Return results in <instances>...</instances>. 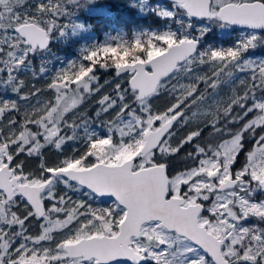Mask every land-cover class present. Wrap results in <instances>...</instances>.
<instances>
[{
    "label": "snow or ice",
    "instance_id": "obj_1",
    "mask_svg": "<svg viewBox=\"0 0 264 264\" xmlns=\"http://www.w3.org/2000/svg\"><path fill=\"white\" fill-rule=\"evenodd\" d=\"M146 3L130 0L177 28L91 43L45 89L25 92L19 69L53 33L84 31L74 17L95 0H0V85L37 98L19 120L20 103L0 98V264H264V198H256L264 192V60L245 56L264 45V0ZM197 21L250 31L231 47L205 49L209 28ZM205 65L210 74L196 75ZM101 69L116 79L101 83ZM237 73L238 87L205 106L208 89ZM105 86L112 91L95 114L102 134L89 131L79 108ZM44 90L53 98L39 99ZM164 93L173 102L157 108ZM178 122L196 127L177 140ZM201 124L220 136L200 143ZM74 141L80 147L65 151ZM186 145L190 164L176 169L172 158Z\"/></svg>",
    "mask_w": 264,
    "mask_h": 264
},
{
    "label": "trees",
    "instance_id": "obj_2",
    "mask_svg": "<svg viewBox=\"0 0 264 264\" xmlns=\"http://www.w3.org/2000/svg\"><path fill=\"white\" fill-rule=\"evenodd\" d=\"M155 1V0H152ZM163 2V1H162ZM165 3V2H163ZM167 5H170V3H165ZM93 8L103 10L102 14H95L93 12L91 13H83L82 19L83 22L89 26L90 31L92 33H95L97 37H101L104 32H114V33H120L125 32L126 34L131 37V32L141 30L143 32L144 29L148 28H156L157 30H164L165 27L171 26L174 30L177 28V25L175 23H171L169 25V22L166 20L161 19L158 15L151 11L142 12L138 8L131 7L130 6V0H95V4L93 5ZM207 26L209 28V32L207 33L206 37L201 40V47L202 48H208L209 46L213 48H227L231 47L237 39H239L241 31L239 29L233 28L231 26L222 27L219 24L216 23H210L207 21H197V26ZM249 29H244V32H249ZM264 33V32H261ZM131 39V38H130ZM89 44H85V42H82V40L71 38L69 44L67 43H59L55 41H51L49 44V48L52 51L51 53H56L59 55H64L66 58L70 57L73 59H76L77 57H80V53L82 48L85 46H88ZM61 46V47H60ZM257 56V57H264V45H260L257 48L251 49L248 52L245 53V56ZM33 69L37 70V67L34 66ZM201 71L199 75H203L205 73L211 72L209 67L207 65L198 67L196 71ZM99 77L100 82L103 83L105 80H115V73L112 70L103 71L99 70ZM18 75L22 78H24L27 81L28 87L24 89L25 92H28L31 90V86L35 85L36 88L45 89L46 84L48 83V78L52 77L50 74L47 75H35L32 73L29 69H24L18 71ZM33 75H35V79H33ZM185 83L188 81L185 80ZM114 86V85H113ZM126 86V85H125ZM231 85L227 86L225 83H221L218 87L219 89V98H225L227 95H229L231 90ZM200 91L203 88V84L200 86ZM233 88V87H232ZM4 89V90H2ZM210 89V88H209ZM208 89V90H209ZM2 92V97L0 98L4 100H15L20 103L21 112L20 113H12L13 116H15L16 119H21L23 116V110L30 105H33L36 103L37 98H33L29 101H24L20 99V97L16 94H14L10 89L8 91V87L2 86L0 89ZM112 86H105L100 93H98L95 96L90 97L88 100L83 103L79 111L80 112H87L88 116L91 117V120L89 124L86 125V127L89 128V131L95 130L99 133H104V129L100 127V122L96 118V110L99 107L97 104V100L100 98L101 95L104 93H111ZM3 92H6L7 96L4 98ZM41 100L44 99H52L53 93L50 91H42L38 97ZM173 102L172 98L168 96L167 93L161 94L157 99L154 100V104L157 108H164L169 103ZM190 111V110H189ZM111 113L105 115L102 117V119L107 120L110 118ZM69 118H71V114H69ZM221 124H223V121H221ZM196 127V124L189 123L188 125H185L181 127L179 122L176 125V139L178 140L180 137L184 136L188 131L192 130ZM201 127L203 128L200 137L198 138L200 143L210 142L213 139V137H216L215 132H213V129L210 125L204 126L201 124ZM78 132H83V128L78 129ZM220 136V134H219ZM217 139V138H216ZM252 142V139H248L246 141V146L250 147ZM72 147H80L79 141L70 142L68 145L65 146V151H70ZM191 150L190 145H186L185 149H183L180 153L177 154L176 157L172 158L173 166L176 169H183L186 166L190 164V161L184 159L185 153L187 151ZM45 157L49 163H54L58 159V153L54 149H49L45 153ZM243 155L240 157V162H243ZM239 164V163H238ZM38 166L37 162L35 160H32L29 162V167H35ZM75 198V197H74ZM95 204V202H93ZM37 230V226H34L31 228L32 232H35Z\"/></svg>",
    "mask_w": 264,
    "mask_h": 264
},
{
    "label": "rangeland",
    "instance_id": "obj_3",
    "mask_svg": "<svg viewBox=\"0 0 264 264\" xmlns=\"http://www.w3.org/2000/svg\"><path fill=\"white\" fill-rule=\"evenodd\" d=\"M28 3L29 4H33V0H28ZM155 6L169 7L170 5H167V4L163 3L161 0H155V1L147 0V3L145 5V7L149 8V9H151L152 7H155ZM26 7H27V5H26ZM93 9H95V8H93V5H92L89 8H84L83 10H79L77 12L76 16L74 17V19H78L81 23L85 24L83 22V19H82V14L83 13H91V12L95 13L93 11ZM61 22L65 23L67 21L62 20ZM166 28L167 27H165V29ZM143 31H160V30H157L156 28H148V29H144ZM140 32H141V30L133 31V32H131V37H129V35L126 34L125 32L114 33V32L110 31V32H104V34H102V36L98 38L95 33H92V31H90L89 26H87L84 31L79 32L76 35L60 36L58 33H53L51 41L59 42L60 44L61 43L69 44L71 38H73V40L80 38L82 40V42H85V44H89L90 45L91 43H94V42H103L106 39H108L110 36H122V37L130 39V38H133L134 34H137V33H140ZM246 33L247 32H244V30H242L240 36H243ZM51 52L52 51L48 47L46 50H43V51L33 55L32 58H31V63L25 65L24 67L19 69V71L20 70H24V69H29L35 75H43L44 76V75L50 74L51 76H54L58 71L66 68L69 65L70 62L79 61L80 60V57H77L76 59H73V58H70V57L66 58L64 55H59V54H56V53L52 54ZM246 58H250V59H253V60H256V61L264 60L263 56L257 57V56L248 55V56H246ZM34 66L37 67V70L33 69ZM41 67H43L45 69L44 72H40V68ZM101 70H103V69H101ZM103 71H105V70H103ZM200 72L201 71L197 70V71H195V74L199 75V74H201ZM97 75L98 76L100 75L99 71L97 72ZM243 76H244V74L237 73L236 74V78L233 81H231L229 83H225V84L227 86L231 85L232 87H238L236 79H239V78H241ZM2 86L3 85H0V89L2 88ZM4 87H6V86H3V88ZM9 89H10V87H8V91H9ZM204 89H205V85H203L202 90H204ZM2 90H4V89H2ZM3 94H4V98H5L7 96L6 92H3ZM257 94L260 95V93H257ZM206 95H207L208 99L205 101V106L210 104L212 99H214V98L217 99L219 97V89H216V91L213 92V90L210 88L207 91ZM0 96L2 97V92L1 91H0ZM193 110H195V109H191L188 114L190 115L191 111H193ZM218 137H219V133L216 134V138H218ZM252 144H253V141L251 142L250 146H252ZM236 166L239 167L240 165L237 164ZM260 198H263V197H260ZM94 202L98 203L97 201H94ZM108 202L110 203V201L105 200V203H108ZM248 223L249 224H255V223H260V222L256 221L254 219L253 223H251L250 221H248Z\"/></svg>",
    "mask_w": 264,
    "mask_h": 264
},
{
    "label": "flooded vegetation",
    "instance_id": "obj_4",
    "mask_svg": "<svg viewBox=\"0 0 264 264\" xmlns=\"http://www.w3.org/2000/svg\"><path fill=\"white\" fill-rule=\"evenodd\" d=\"M213 139H216V137H213ZM250 139H251V138H250ZM250 147H251V146H250ZM260 197H263V198H264V192H258V193H257L256 198L259 199ZM249 221H250L251 223H253V222H254V219H250ZM34 226H37V225L33 224L32 227H34ZM37 227H38V226H37ZM36 231H37V230H36ZM36 231H35V232H36Z\"/></svg>",
    "mask_w": 264,
    "mask_h": 264
},
{
    "label": "water",
    "instance_id": "obj_5",
    "mask_svg": "<svg viewBox=\"0 0 264 264\" xmlns=\"http://www.w3.org/2000/svg\"><path fill=\"white\" fill-rule=\"evenodd\" d=\"M163 1H165V2H170V0H163ZM232 27H235V28H238V29H246V28H244V27H241V26H236V25H231ZM257 31H261V32H264V29H262V30H257ZM50 44V43H49Z\"/></svg>",
    "mask_w": 264,
    "mask_h": 264
}]
</instances>
